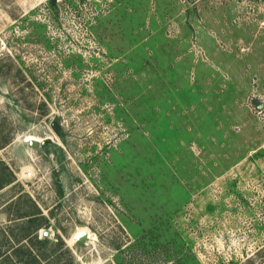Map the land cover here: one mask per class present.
Instances as JSON below:
<instances>
[{"label": "rangeland", "instance_id": "1", "mask_svg": "<svg viewBox=\"0 0 264 264\" xmlns=\"http://www.w3.org/2000/svg\"><path fill=\"white\" fill-rule=\"evenodd\" d=\"M0 143V259L264 264V0H0Z\"/></svg>", "mask_w": 264, "mask_h": 264}, {"label": "trees", "instance_id": "2", "mask_svg": "<svg viewBox=\"0 0 264 264\" xmlns=\"http://www.w3.org/2000/svg\"><path fill=\"white\" fill-rule=\"evenodd\" d=\"M4 146V144L0 143V148H2ZM1 166V170H2V175L0 176V189L4 188L5 186H7L8 184H11L13 182V178L11 176L10 171L8 170V167L4 166L2 169V163H0ZM26 217L25 215H20L19 217H17V219L20 218H24ZM29 218L26 220H22L21 223H19V226H23V230H26L24 232H22V237H20L17 241L23 240V239H27L28 243L26 242V244H22V243H18L16 241L17 244H19L17 247H15L14 249V256L16 258V260H13L12 257L10 256V254H5V256L0 259V264H16L19 262V264H48V261L46 258V256L41 255V253H34L33 252V247L36 248V245H45L48 243L47 239L44 238V241L41 240H37L36 237H34L32 235L33 232L28 233L27 228H26V223L28 222ZM21 226V227H22ZM7 242L10 241V237L8 236L5 239ZM12 241V239H11ZM22 242V241H21ZM50 247L54 248L55 250L62 248V241H60L59 239L56 241V243L54 244H50ZM27 251L24 252L25 255H20L19 254L22 251ZM38 251V250H37ZM46 261V263L42 262Z\"/></svg>", "mask_w": 264, "mask_h": 264}, {"label": "water", "instance_id": "3", "mask_svg": "<svg viewBox=\"0 0 264 264\" xmlns=\"http://www.w3.org/2000/svg\"><path fill=\"white\" fill-rule=\"evenodd\" d=\"M52 128L54 129V131H57L58 130V126H57V124L54 122V123H52ZM33 144H35L33 141L31 142V145H33ZM47 233H45V235H46ZM86 237V233L84 232V231H80V232H78V233H76V235H75V238L76 239H83V238H85Z\"/></svg>", "mask_w": 264, "mask_h": 264}, {"label": "flooded vegetation", "instance_id": "4", "mask_svg": "<svg viewBox=\"0 0 264 264\" xmlns=\"http://www.w3.org/2000/svg\"><path fill=\"white\" fill-rule=\"evenodd\" d=\"M51 1H53V0H51Z\"/></svg>", "mask_w": 264, "mask_h": 264}]
</instances>
